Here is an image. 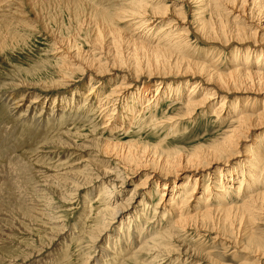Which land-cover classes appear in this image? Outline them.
<instances>
[{"label":"rangeland","instance_id":"rangeland-1","mask_svg":"<svg viewBox=\"0 0 264 264\" xmlns=\"http://www.w3.org/2000/svg\"><path fill=\"white\" fill-rule=\"evenodd\" d=\"M251 2L247 0L246 8L253 6ZM174 3L178 8L182 6V16L173 12ZM213 4L221 13L231 7L226 0H0V264H264L262 209L249 222L247 210L233 211L229 217L216 213L219 230L216 225L213 230L201 224L194 227L193 222L183 230L173 227L181 214L183 218L191 216L206 201L209 207L224 209L232 204L243 205L255 187L264 191V126L246 135L241 153L233 158L227 156V160L213 164L207 171H179L178 176L169 177L166 187L149 181L140 188L131 210L135 212L131 215L129 211L123 218L125 222L113 226L111 239L103 236L97 245L91 237L108 201L97 198L102 184H96L97 180L84 189L69 190L70 198L59 193L62 188L58 183L74 184L76 175V179L88 177L85 167L92 166L89 154L94 150L81 152L75 148L77 145L92 140L102 146H119L111 151L101 149L107 153L105 160L127 176L130 183L125 196L129 197L154 168L153 161L163 164L176 151L185 160L194 150H203L223 139L236 108L240 111L246 103L251 107L256 101L254 108L263 109V93H238L211 84L214 99L208 106H192L193 113L188 114V97L201 99L208 89L203 83L205 78L200 74L195 78L186 76L185 69H177L179 65H172L170 73L150 75L158 67L156 58L161 52L152 49L158 43L173 53L174 63L184 58V63L191 65L189 74L198 70L194 61L221 73L231 71L237 62L251 69L264 62L259 54L264 43H259L257 49L252 40L244 45L237 41L228 45L213 43L196 31L200 19L214 15ZM259 5L264 22V0L257 2L255 11ZM131 9L148 14L142 18L152 24L142 27L138 21L141 17L133 15V19ZM161 10H166L167 16L155 17L161 15L155 13ZM233 13L232 20L239 10ZM244 17L250 32L262 31L256 27L258 22L247 14ZM179 31L188 42L175 39ZM132 40L141 44H131ZM247 46L255 53L247 55ZM97 66L105 71L101 73ZM195 83L199 88H194ZM117 85L125 88L122 86L120 96L113 97L112 90ZM33 99L39 102L35 110L27 113ZM16 104H21L18 110ZM42 110L47 111L48 118L43 122ZM80 157L90 160L83 166L77 164ZM255 157L260 160L255 161V177L242 178ZM100 163L93 162L95 173L90 170V176H98L100 166H107ZM219 172L227 181L224 187L218 183ZM188 177L190 186L196 178L200 180L196 199L190 202L192 206L179 210L177 206L183 198L179 193ZM241 179L244 187L239 191ZM231 184L235 188H230ZM163 193L169 195L161 198ZM174 194L179 195L177 200ZM170 200H175L176 205L168 206ZM138 214L141 218L133 223L131 216ZM62 228L65 231L59 235ZM159 228L176 235L175 241L165 243L175 253L158 256L156 251L143 250L138 260L132 261V253L144 245L138 239H150L152 245L153 239L159 238L155 237ZM163 234L166 233L160 236ZM257 246L261 247L258 252ZM101 247H108L110 254L102 255Z\"/></svg>","mask_w":264,"mask_h":264},{"label":"bare ground","instance_id":"bare-ground-1","mask_svg":"<svg viewBox=\"0 0 264 264\" xmlns=\"http://www.w3.org/2000/svg\"><path fill=\"white\" fill-rule=\"evenodd\" d=\"M211 1H212V3H213V1L215 2V0H211ZM227 2H228V6H231L230 7L231 9L226 8V10H227L226 12L221 13L220 10H218V8H217L218 6L213 4L211 6L212 14H214L215 16L213 15L212 17H209V18H206L204 16L200 20H199V18H197L200 23L197 22L196 31H198V33L201 34V36H203V38L205 37L210 42H213V43L219 42V43H224L225 45H228L232 41H237L241 45H244L248 41L250 42V40H252L255 43V44H253L254 47H256L255 49H257L259 43H264V33H263V30H264V24L263 23L264 22H262V16H261L262 6H260V5L258 6L259 10H257V11H259V12L255 11L256 4H257V2H259V0H252L251 5H253V6L250 7V9L246 8L247 0H226V3ZM174 4L176 6L174 7L173 12H176L178 15L182 16L183 15L182 6H180L178 8L177 7L178 4H176V3H174ZM208 6H209V4H208ZM237 6H239L240 9H238ZM131 10H133L132 11L133 12L132 17H133V15H135V16L138 15L137 17H141V20H138V21L142 24L141 25L142 27H149V25L152 24L150 22H147L148 20H144V18H142L143 15L146 16L148 14H144V13L139 14L140 12L136 13L135 9H131ZM166 10H168V8H166ZM166 10H163V12H162V10H161V12H155V13L161 14V15H155V17L160 18V17L167 16ZM236 10L237 11L239 10V13L237 15H235L233 20H232L230 18V15L233 17V14H234L233 12ZM138 11H140V10H138ZM246 12H248V13H246ZM245 14H247L250 18H252L251 19L252 21L258 22V23H256L257 24L256 27H258V28L260 27L262 29V31L259 29H256L254 32H250L248 26L244 25L245 24L244 21H247L246 18L244 17ZM134 17H133V19H134ZM197 19H196V21H197ZM139 25L140 24L138 23V26ZM185 32H187V31H185ZM176 38H178L180 42H188L187 41L188 39H186V37H184V33H182V31L178 32V35L175 37V39ZM131 44L140 45L141 43L137 42V40H132ZM148 45H149V43H148ZM146 47H149V46H146ZM152 49L153 50L159 49L161 53H159L158 57L156 58V61L158 63L157 64L158 67H156L154 69L156 72H153L150 75H154V74L159 73L158 74V76H159V75H162V73H164V74L170 73L169 70L172 69V65H179L177 67V69L180 68V69L186 70L187 73H185L184 75H186V76L190 75L191 77L195 78V77H199V76H197V74H200L201 75L200 78H205V82H203V83L208 85V89L204 92V95L201 99H197V100L193 99L195 97V95L188 97L187 104H185L186 105L185 106L186 107L185 113H188V114H190V112L193 113V111H192L193 108H191L192 106H197V105H203V106L207 105L208 106L210 104L211 99L213 98V96L215 94V90H213V88L209 87L211 84L221 85L222 86L221 88L227 89L228 91L234 90L235 92H238V93H249V92L253 93V91H255L258 94L263 93V95H264V66H263L264 62L262 64H260V63L257 64V66H255V67H252L253 69H251V66L246 67V65H243V63L241 64V63L237 62V64L234 66V68L231 71L226 72V73H221V72H218L217 70L211 69L210 65H207L206 63L199 64V62L194 61L195 62L194 68H196L198 70H194L193 74H189V72L192 71V70H190L191 65L188 64V66H187L184 63V58H181V59L178 58L176 60V62L174 63L173 53H171L168 49H167L168 50L167 51L165 48L160 47L159 43H158V45L155 46V48H152ZM255 49H252L250 46H247V48H245L244 50H246L247 55L248 54L252 55V52H253V54L255 53ZM258 49L262 50L263 48H258ZM238 50H241V49L239 48ZM259 54L261 55L260 58L264 59V50L260 51ZM183 66H185L186 68H184ZM84 67H85V65H84ZM97 69L100 72L105 71V69L102 70L100 68V66H97ZM81 71L84 72L85 70L84 69L82 70V68H81ZM150 71H152V70L150 69ZM157 71H159V72H157ZM195 84H196V86L194 88H199V85L197 83H195ZM122 86L123 85H120V86L117 85L112 90L114 92L111 95L113 97L120 96L122 89L125 88V86H123L124 88H122ZM157 91H158L157 92V96H158L159 90L157 89ZM118 92H120V93H118ZM248 99H250V98H247V100ZM149 101L151 102V100H149ZM14 102H16V101H14ZM38 102H39V100L33 99L31 102V105L28 107L26 112L30 113L31 110H35V107L37 106ZM253 103L254 104H252L251 107H248L249 103H246V106H244V108H242L240 111L237 108H236V110H234V111H236L235 112L236 116L233 115L232 124H231L229 130H227V133L225 134V136L223 137L222 140H219L215 143H211L210 145L203 148V150H194L193 153L190 152L191 154H189L188 157L186 156L187 158L185 160H183L182 159L183 156H181L180 153L178 151H176V153L172 152L170 154V157H168L163 164H159V162L153 161L154 162V163L152 162L153 165L156 163L154 168L152 170H150V173H148L147 177L144 179V181L142 183L135 186L136 188H134L132 194L129 195V197L125 196V192H126L127 188L129 187V183H130L129 181H127L128 180L127 176H124L125 173L119 167L113 168L110 165L109 161L105 160L107 157V155H106L107 153L105 154L101 149V148H103V149L105 148L106 151H108V150L111 151V150H114L115 148H118L119 146H116L114 144L115 146L112 147L111 143L109 145L105 144V146L104 145L102 146L96 142H93L92 140L87 142L86 144L82 143L80 145H77V146H75V148L78 151L80 150L81 152H85L91 148L94 150L89 154L90 156H92V162H91L92 166L91 167H93V162H98V161H101V163L104 162L105 163L104 166L105 165H107V166H105L104 168L102 166H100L101 169H100L98 176L93 177L94 175L90 176L88 174V172H90V170L94 172V169H92L89 165H87L85 167V173L87 174L88 177H81L80 176V178L76 179V176H77L76 175L74 177L75 178L74 184L73 183H63V182L58 183L60 188H62V190L59 193L62 197L63 196L64 197L69 196V198H70L72 195H70L69 190H73L74 188L84 189L86 187L85 185L88 186V185H90L91 182L98 180L96 182V184L99 182L100 184H102L103 188H101L100 194H99V196H97V198H102V199L105 198L108 201L106 203L107 205L105 206V208H103L101 213L99 214V217H98L99 225H97L93 229L94 233H93L92 237L91 236L90 237H91L92 241L94 242V245L99 244L100 240H101L100 238L103 236L107 235V237H108L107 239L109 240V239H111L113 226H115L116 223L125 222V220L123 221V218H124V216H126V214L129 211H130L129 213L131 215L133 214V212H135V211H131V210L134 209V207L137 203V198L140 196L139 195V191H141L140 188H144L149 181L155 180L158 187H161V186L166 187L168 185L169 177L178 176L179 171H184V170L185 171L191 170L194 172L203 171V170L209 169L213 164H217L221 160H227V156L233 158L234 155L241 153V150H239V149L242 147L243 141L246 139L245 138L246 135H248V133L251 132L252 130H255V129H258L259 127L264 126V121H263L264 120V107H262L263 109L261 111H258L256 108H254V105H257V104H255L256 101ZM149 104L150 103L148 102V104H146V105L148 106ZM20 106H21V104L20 105L16 104L15 109L18 110L20 108ZM263 106H264V99H263ZM13 107H14V105H13ZM224 107H225V105H224ZM15 109H14V112H15ZM46 114H47V111L42 110V112L40 114L42 116L40 119L41 122L46 121L48 119L46 117ZM261 120L263 122L259 123ZM260 125H262V126H260ZM198 148H200V146ZM117 153H120V152L117 151ZM113 154H115V153H113ZM173 154H176V156L172 157ZM259 157H255L252 159L251 162H253V164H251L250 170H244V172L242 174V178L245 179V178H247V176L248 177H251V176L255 177L256 174L254 172L255 171L254 169H257V167H258V166H255V163H256L255 161L260 163ZM85 158L80 157V160L77 161V164H81L83 166L86 165L90 159H85ZM120 158L127 159L124 157V155H121ZM127 162H129V164H130L131 160L128 159ZM261 162H263V165L261 168V170L263 172L264 171V159ZM100 167L98 166V168H100ZM82 173H84V172H82ZM219 173H218V177H220V179H219L218 183L223 184L221 186L224 187V181L225 180H223V178H222L223 174H221V172H219ZM117 174L119 175V177ZM253 174H255V175H253ZM263 175H264V172H263ZM188 178L189 179L187 181V185H185L184 189L182 191H180V193H179V195H181L183 197L182 198V204L177 206V208H179V210L184 209L186 206H188V207L192 206L190 202L192 200L196 199V198H194L195 197L194 195L197 194V184L200 180L198 181V178H196L195 184L190 186V183H189L190 177H188ZM215 180L217 181V178ZM216 181H214V183L218 184V183H216ZM230 181H232V180H230ZM225 182H227V181H225ZM56 183H57V181H56ZM169 184H173V182L169 183ZM119 187H120V189H119ZM243 187H244V180L241 179L240 185H239V191H241L243 189ZM180 188H181V186H179L178 190ZM230 188H235V187L231 184ZM258 188L256 189V187H255L253 190H251V192L248 195L249 199L247 198L248 200L246 202H243L244 203L243 205L240 204L239 206H234L232 204L230 206H227L224 209L209 207L207 201L202 206V208L197 206V205H196L197 207L193 205L194 207L198 208V211L194 214H191V216L185 217V218H183V214H181L180 218L178 220H176L174 222V224L172 223L173 227L176 228V230L177 229L183 230L184 228H186L185 225H188L189 223L193 222L192 225L194 227L197 226L198 224H201L203 226L202 228H204L205 226H209L211 228V226H212L213 227L212 230H213L214 226L216 225V221L218 220L216 217V215L218 216V214H216V213H222L224 215H228V213H232L233 211L240 210V209H242L243 212H244V210L249 211V214H250V218H248L249 219L248 222H249L250 219H252V218L255 219L256 216H259V214H261L263 212V211L260 212L259 209L264 210V191H259ZM216 190L221 191V189H216ZM183 191H184V194L182 195ZM177 192H175V194H177ZM166 194L169 195L168 193H166ZM166 194L163 193L161 195L162 196L161 198L165 197ZM179 195H175V196H177L175 198V200L178 199ZM198 197L201 198L200 195ZM175 200H170L167 205L168 206L169 205H171V206L176 205ZM2 201H3V199H2ZM71 202H72V200H71ZM142 203H143V200H140V205ZM236 205H238V204H236ZM141 214L140 215L138 214L136 216L135 215L131 216L133 223L137 222L141 218ZM229 215H228V217H229ZM245 215H246V213H245ZM234 216H232V217H234ZM220 217H222V216H220ZM230 219H232V218H230ZM193 220H197V221H193ZM223 220H225V219L223 218ZM217 222H219V221H217ZM239 223H240V220H239ZM241 223H243V222H241ZM217 226L219 227V225H216L215 229L219 230L218 228H216ZM121 228H122V226L120 227V230H121ZM159 229H160L159 233H157V231L154 232V233H157L155 235V237L157 236L159 238L158 239L155 238V241L153 239V242H155V243H153L152 245H149L150 239L147 241L146 239H143L142 236L138 239L141 242V244H144V245L139 250L134 249L135 251L132 253L133 255L131 256V258L129 257L132 261H137L139 258V253L142 252L143 250H144L143 252L156 251V252H158V256H161V255L170 256L171 254L175 253V251L173 249L166 247L165 243L170 242V241L171 242L175 241L176 235H174V234L170 235L168 233L169 230H167V229H164V230H161V228H159ZM64 231H65L64 229L62 231H58L59 232L58 234L62 235ZM120 232H122V231H120ZM162 232L166 233V234H163V236H160L162 234ZM58 234H56V235H58ZM252 235H255V234L253 233ZM235 236H237V235H235ZM255 238H256V235H255ZM120 240H121V238H120ZM254 240L256 241L259 239H254ZM259 241H258V243H259ZM253 244H255V243H253ZM263 244H261V245H263ZM254 247H255V245H254ZM101 248H100V250H104V252L103 251L101 252L102 255H103V253L104 254H106V253L110 254V249L108 247H101ZM260 248L261 247L257 246L256 252L260 251ZM262 249H261V251H262ZM126 250H127V248H126ZM191 255H193V254H191ZM167 256L165 257V259L167 258ZM254 262H256V261H254Z\"/></svg>","mask_w":264,"mask_h":264}]
</instances>
